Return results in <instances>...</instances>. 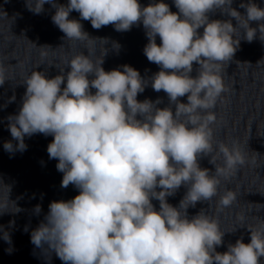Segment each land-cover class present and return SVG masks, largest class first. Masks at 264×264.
<instances>
[{"label": "clouds", "instance_id": "clouds-1", "mask_svg": "<svg viewBox=\"0 0 264 264\" xmlns=\"http://www.w3.org/2000/svg\"><path fill=\"white\" fill-rule=\"evenodd\" d=\"M232 2L174 0L179 10L174 13L163 2L142 7L138 0H69L64 6L55 0H26L35 14L45 3L51 4L56 9L52 21L67 41H79L88 49V55L80 52L65 61L71 70L63 89L64 75L47 79L43 72H31L24 80L27 89L19 114L9 117L11 136L18 143L5 142L4 149L22 152L25 136H53L47 152L58 160L61 186L79 189L73 199L49 205L44 222L31 233L37 248L47 245L65 264H260L264 220L248 226L250 243L237 240L219 253L216 246L224 236L219 219L203 210L189 219L186 211L214 197L217 212L231 207L237 193L226 189L220 194L221 180L231 179L247 164L237 141L231 147L222 141L215 144L214 109L228 91L221 72L240 46V30L251 43L257 29L250 22L264 21V8L241 3L246 8L242 16ZM73 10L94 29L113 25L123 32L142 22L149 40L144 54L161 68L151 78V87L163 90L170 106L156 107L159 99L137 100L146 81L134 68L124 65L123 71L106 72L101 65L107 50L92 58L95 52L88 44L94 40L78 20L69 19ZM216 10L235 18L237 26L230 20L210 21L208 14ZM201 27L202 34L197 31ZM259 39L264 41V23H259ZM194 62L199 65L195 78L190 75ZM6 79L0 65V85ZM185 95L188 102L181 103L179 98ZM209 155L213 174L198 163ZM182 185L187 192L179 207H173L166 198ZM3 187L7 194L0 196V213L13 204L8 199L10 187ZM152 199L159 201V211ZM40 211L37 205L35 212ZM237 219L244 224L243 215ZM2 238L11 243L7 232Z\"/></svg>", "mask_w": 264, "mask_h": 264}, {"label": "water", "instance_id": "water-1", "mask_svg": "<svg viewBox=\"0 0 264 264\" xmlns=\"http://www.w3.org/2000/svg\"><path fill=\"white\" fill-rule=\"evenodd\" d=\"M138 2L142 7L163 2L169 5L171 12H179L174 0ZM249 2L264 8V0H233L231 7L246 16V8L240 7V4ZM55 3L67 6L69 0H55ZM43 9L35 14L28 9L26 0H0V65L6 69L8 77L0 85V183L10 187L8 199L14 204L10 203L9 208L0 213V264H65L54 251L48 250L47 245L37 248L31 242V233L44 222L52 202L69 201L79 195V189L74 185L70 184L67 188L61 186L63 173L57 170L58 160L50 159L47 152L53 136L41 133L25 136L27 147L22 152L10 153L3 147L8 141L14 146L18 143L11 136L9 117L18 115L23 105L26 77L33 71L43 72L47 79L64 75L63 89L67 73L71 70L65 61L80 52L88 55L84 43L67 41L65 34L53 23L56 9L49 3H45ZM208 15L210 21L230 20L234 27L237 26L235 18L220 10ZM69 19L78 20L83 31L94 40L88 44L94 49L93 59L100 58L103 50H107L101 65L106 72L123 71L124 65L139 72L146 81L145 90L137 95L139 102L159 99L161 102L156 107L170 106L167 94L151 87V78L161 68L148 61L144 54L149 40L142 22L133 25L129 31L119 32L113 25L94 29L90 20H82L75 10L69 14ZM259 23L264 21L250 22V27L257 29V37L251 43L243 39L244 30H240V46L221 72L228 91L222 94L223 103L218 102L214 109L217 116V123L213 125L215 144L222 141L231 147L232 142L237 141L247 159V164L235 176L229 180L222 179L219 186L220 194L226 189L234 190L237 200L222 212L216 211L218 197L211 202H197L195 207L189 206L186 210L189 219L201 210L219 219L224 231L223 243L216 246L219 253L226 252L228 245H234L237 240L250 243L248 226H256L259 220H264V41L259 39ZM197 31L202 34L203 27ZM156 43H161L158 35ZM114 44H118L119 48H114ZM43 52L46 55H42ZM198 68L199 65L194 62L190 73L193 78L198 75ZM93 78L89 76V79ZM91 91L94 94L96 90ZM179 101L187 103V95L180 97ZM171 107L174 112L175 105ZM137 118L140 119L139 116ZM210 159V155L201 157L198 163L213 174L215 166L209 163ZM218 163H222V159ZM2 184L0 196H6L7 188ZM160 190L157 188V191ZM186 192L187 187L182 185L174 195L166 198L167 203L179 207ZM151 203L159 211V201L152 199ZM37 205L41 209L39 214L35 212ZM15 207L20 211H15ZM238 215L244 216L243 225L237 219ZM3 232L9 234L11 243L2 238ZM260 264H264V257H260Z\"/></svg>", "mask_w": 264, "mask_h": 264}]
</instances>
